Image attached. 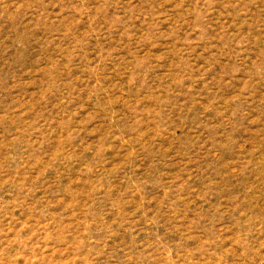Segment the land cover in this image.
Masks as SVG:
<instances>
[{
	"label": "rangeland",
	"instance_id": "obj_1",
	"mask_svg": "<svg viewBox=\"0 0 264 264\" xmlns=\"http://www.w3.org/2000/svg\"><path fill=\"white\" fill-rule=\"evenodd\" d=\"M0 264H264V0H0Z\"/></svg>",
	"mask_w": 264,
	"mask_h": 264
}]
</instances>
